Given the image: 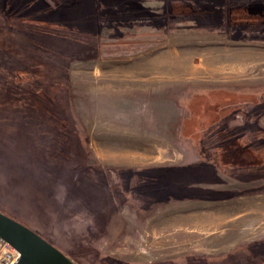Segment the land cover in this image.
<instances>
[{"label": "rangeland", "instance_id": "1", "mask_svg": "<svg viewBox=\"0 0 264 264\" xmlns=\"http://www.w3.org/2000/svg\"><path fill=\"white\" fill-rule=\"evenodd\" d=\"M125 12L0 0V211L75 264H264V32L100 21Z\"/></svg>", "mask_w": 264, "mask_h": 264}, {"label": "trees", "instance_id": "2", "mask_svg": "<svg viewBox=\"0 0 264 264\" xmlns=\"http://www.w3.org/2000/svg\"><path fill=\"white\" fill-rule=\"evenodd\" d=\"M107 0H94L95 5H101L103 7ZM126 1V12L121 15L123 20L118 21L120 26L115 25L109 21L100 20L102 24L110 23L109 26H114L124 28L123 22L129 21V23H135L137 26H160L161 30L166 32H172L181 23L192 24L191 28L199 29V21L197 17L199 16L196 12L199 7H213L217 10L218 14L225 18V32H227L229 37L234 38V36L239 37H251L254 38L255 35L260 32H264V0H125ZM172 4H178L179 7L174 14L172 10ZM137 7L131 12L128 7ZM121 9V8H119ZM148 11L152 15L151 21L147 15ZM215 20H212V23ZM218 22L212 25L213 28H221ZM131 24L128 26L130 27ZM184 27V26H181ZM187 27V26H185ZM140 35H143L141 33ZM131 36L130 34L128 35ZM125 36H119L116 38H109L111 43H128L129 38L126 34ZM105 39L106 36H101ZM135 35L131 38L134 39ZM126 40V41H125ZM2 212V211H0ZM3 213V212H2ZM6 215V214H5ZM9 216V215H7ZM11 217V216H9ZM14 219L13 217H11ZM15 220V219H14ZM20 222V221H18ZM21 223V222H20ZM23 224V223H22ZM24 225V224H23ZM26 226V225H25ZM28 227V226H27ZM29 228V227H28ZM31 229V228H30ZM33 230V229H31ZM34 231V230H33ZM36 232L38 235L39 233ZM41 236V235H40Z\"/></svg>", "mask_w": 264, "mask_h": 264}, {"label": "water", "instance_id": "3", "mask_svg": "<svg viewBox=\"0 0 264 264\" xmlns=\"http://www.w3.org/2000/svg\"><path fill=\"white\" fill-rule=\"evenodd\" d=\"M0 239L18 252L16 264H75L36 232L2 212Z\"/></svg>", "mask_w": 264, "mask_h": 264}, {"label": "bare ground", "instance_id": "4", "mask_svg": "<svg viewBox=\"0 0 264 264\" xmlns=\"http://www.w3.org/2000/svg\"><path fill=\"white\" fill-rule=\"evenodd\" d=\"M195 48V47H194ZM176 50H177V48H176ZM172 51V50H171ZM177 51H179L180 52V50H177ZM170 53V52H169ZM181 54V53H180ZM180 54L178 55V54H173V52L171 53V54H168V56H166L164 59H166V58H171L173 61H176L175 59H176V57H178V56H180ZM242 54V53H241ZM246 54V53H245ZM182 56H183V54H182ZM244 56V55H243ZM257 56V55H256ZM175 57V58H174ZM181 57V56H180ZM253 57V56H252ZM216 58V57H215ZM255 58V57H254ZM183 59V58H182ZM258 59V60H257ZM257 61H262V63L264 64V56H261V57H257ZM171 60V61H172ZM181 60V59H180ZM193 60V59H192ZM232 60V59H231ZM237 60V59H236ZM236 60H235V62H236ZM245 60V59H244ZM248 60V59H247ZM252 60V59H251ZM168 61V60H167ZM239 61H241L240 59H239ZM170 62V61H169ZM220 62V61H219ZM228 62V61H227ZM246 62H240L239 64H240V66H239V68L241 67V64L242 65H244ZM165 65H166V63H164ZM171 64V63H170ZM172 64H173V62H172ZM171 64V65H172ZM174 64H175V62H174ZM173 64V70H171L170 72H171V74H170V76H167L168 78H185V77H188V78H191V77H197L198 75H204V74H207L208 76H211V77H213L214 79H216V78H220V77H223V76H225V74L221 71V70H214V69H211V68H206V67H204V66H202V65H190V66H187V67H184V66H180V65H178L177 63L174 65ZM216 64V63H215ZM238 64V65H239ZM251 64V63H250ZM261 63H258L255 67H260L261 65H260ZM162 65V64H161ZM167 65H168V63H167ZM211 65V64H210ZM234 65V64H233ZM236 65V64H235ZM247 65V64H246ZM228 67V66H227ZM238 67V66H237ZM244 67V66H243ZM247 67V66H246ZM160 68V67H159ZM170 68V67H169ZM218 68V67H217ZM222 68H225V67H222ZM234 68V67H233ZM238 68V69H239ZM248 68V67H247ZM250 68V67H249ZM229 69V68H228ZM231 69V68H230ZM246 69V68H245ZM260 69V68H259ZM165 70V69H164ZM232 70V69H231ZM234 70V69H233ZM236 70V69H235ZM228 71V70H227ZM255 71V70H254ZM161 72V71H160ZM233 72V71H232ZM240 72V71H239ZM246 72V71H245ZM249 72V71H248ZM241 73V72H240ZM260 73V72H259ZM228 74V73H227ZM230 74H232V73H230ZM235 75V74H234ZM256 75V74H255ZM206 76V75H205ZM236 76V75H235ZM241 76V75H240ZM231 77H233V75L231 76ZM256 77V76H255ZM261 77V76H260ZM160 78V77H159ZM164 78V77H163ZM240 78V77H239ZM193 79V78H192ZM232 79V78H231ZM220 80V79H219ZM111 156V155H110ZM237 209H239V208H237ZM260 209V208H259ZM200 214V213H199ZM217 215H219V213L217 214ZM192 216V215H191ZM234 216V215H233ZM189 217V216H188ZM216 217V216H215ZM214 217V218H215ZM222 217V216H221ZM228 217V216H227ZM230 217V216H229ZM244 218V217H243ZM254 218V217H253ZM263 218V217H262ZM226 219V218H225ZM251 219V218H250ZM256 219V218H255ZM191 220V219H190ZM227 220V219H226ZM239 220V219H238ZM177 221V220H176ZM231 221V220H230ZM247 221H248V219H247ZM190 222V221H189ZM236 222V221H235ZM245 222V221H244ZM249 222V221H248ZM191 223V222H190ZM193 223V222H192ZM228 223V222H227ZM250 223V222H249ZM253 223V222H252ZM210 224H212V225H210V226H208V227H215V228H220V227H222L223 226V223H220V222H214V221H212ZM226 223H224V225H225ZM206 226H207V224H205ZM247 225H248V223H247ZM235 226V225H234ZM252 228V227H251ZM199 229V228H198ZM197 229V230H198ZM241 229V228H240ZM207 230H208V228H207ZM255 230V229H254ZM237 231V230H236ZM243 231V230H242ZM193 232V231H192ZM191 232V233H192ZM222 233V232H221ZM200 234V233H199ZM202 234V233H201ZM211 234V233H210ZM241 234V233H240ZM197 235V234H196ZM242 235V234H241ZM201 236V235H200ZM160 240V239H159ZM202 241V240H201ZM198 243V242H197ZM158 248V247H157Z\"/></svg>", "mask_w": 264, "mask_h": 264}, {"label": "built area", "instance_id": "5", "mask_svg": "<svg viewBox=\"0 0 264 264\" xmlns=\"http://www.w3.org/2000/svg\"><path fill=\"white\" fill-rule=\"evenodd\" d=\"M18 258V252L0 239V264H16Z\"/></svg>", "mask_w": 264, "mask_h": 264}]
</instances>
